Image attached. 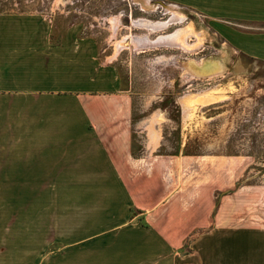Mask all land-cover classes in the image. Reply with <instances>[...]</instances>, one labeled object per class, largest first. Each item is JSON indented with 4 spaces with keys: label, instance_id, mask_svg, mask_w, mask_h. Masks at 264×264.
Masks as SVG:
<instances>
[{
    "label": "crops",
    "instance_id": "0c3cea01",
    "mask_svg": "<svg viewBox=\"0 0 264 264\" xmlns=\"http://www.w3.org/2000/svg\"><path fill=\"white\" fill-rule=\"evenodd\" d=\"M128 2L144 12L194 10L229 46L264 62V0ZM43 16L0 11V179L110 180L83 191L108 199L62 204L61 236L38 253L32 220L12 219L4 204L0 264H264V225L214 219L196 204L168 205L165 197L139 202L128 180L157 172L142 164L128 168L131 108L89 112L79 101L85 93L120 91L117 69L103 74L100 44L83 37L82 27L57 29Z\"/></svg>",
    "mask_w": 264,
    "mask_h": 264
},
{
    "label": "rangeland",
    "instance_id": "374dc122",
    "mask_svg": "<svg viewBox=\"0 0 264 264\" xmlns=\"http://www.w3.org/2000/svg\"><path fill=\"white\" fill-rule=\"evenodd\" d=\"M145 10L128 0H0V11L42 14L57 29L77 25L100 44L103 74L115 67L122 87L79 101L89 112L131 108L128 168L157 172L128 180L140 203L165 197L168 205L196 204L214 219L264 225V62L229 46L194 10L175 9L181 21L170 9ZM189 28L198 34L181 36L186 45L172 41ZM106 181L0 179V208L6 204L12 219L32 220V252L49 251L61 236L62 204L107 201L83 194Z\"/></svg>",
    "mask_w": 264,
    "mask_h": 264
},
{
    "label": "bare ground",
    "instance_id": "6f19581e",
    "mask_svg": "<svg viewBox=\"0 0 264 264\" xmlns=\"http://www.w3.org/2000/svg\"><path fill=\"white\" fill-rule=\"evenodd\" d=\"M176 7V6H175ZM169 9V8H168ZM173 11V14H174V18L176 19V20H178V21H181V19H182V14L180 13V12H178V11H176V10H172ZM174 20V19H173ZM165 22V21H164ZM166 24H167V22H166ZM169 24V23H168ZM191 34H198L197 33V31H194V29H191V28H189V29H184V31L183 32H181V34L180 35H176V36H173L171 39H173L172 41H174V42H178V43H182L183 45H186L185 44V42L181 39V36L183 37V39H185L186 37H188L189 35H191ZM170 35H171V33H170ZM167 35H165V36H162V37H164L166 40L167 39H170V37H166ZM159 38V37H158ZM180 41V42H179ZM159 42V41H158ZM209 67V66H208ZM210 70V69H209Z\"/></svg>",
    "mask_w": 264,
    "mask_h": 264
}]
</instances>
